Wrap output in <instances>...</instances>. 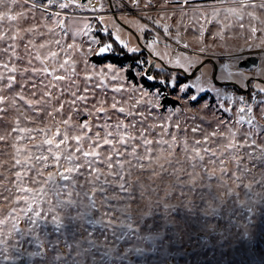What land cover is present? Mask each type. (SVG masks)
Here are the masks:
<instances>
[{
  "label": "snow or ice",
  "instance_id": "6c2138e0",
  "mask_svg": "<svg viewBox=\"0 0 264 264\" xmlns=\"http://www.w3.org/2000/svg\"><path fill=\"white\" fill-rule=\"evenodd\" d=\"M150 7L153 0H0V123L15 110L11 131L24 141L12 145L11 179L0 172L8 193L0 192V264H143L149 253L207 248L208 240L242 247L264 217V59L252 55H264V0H215L211 18L201 11L220 25L213 39L226 41L235 27L244 44L209 55L201 25L198 51L175 58L159 50V32L137 46L122 38L128 29L118 22L137 40L153 31L140 18L172 36ZM69 9L98 13L99 29L90 20L74 28L81 18ZM173 39L180 43L178 31ZM129 53L140 55L127 67L89 59ZM109 88L130 94L121 101ZM18 101L48 123L21 127V117L37 121ZM150 117L157 122L146 125ZM189 130L202 134L191 145Z\"/></svg>",
  "mask_w": 264,
  "mask_h": 264
},
{
  "label": "rangeland",
  "instance_id": "374dc122",
  "mask_svg": "<svg viewBox=\"0 0 264 264\" xmlns=\"http://www.w3.org/2000/svg\"><path fill=\"white\" fill-rule=\"evenodd\" d=\"M86 3L87 1H82ZM93 3H96V0H92ZM154 7H150L147 12L148 15H150L153 19L160 20L161 24H167L169 25V30L172 33V36H168L163 32V29L160 28L157 25H153L151 20H147L140 17L135 16H129L130 20H134L136 18H140L142 23L149 24L150 28L153 29L151 33H148L145 37H143L140 40L136 39V36L141 35L136 31V29L131 24H124L121 23V26L128 29L127 31H124L121 33L122 38L129 40L130 46H137L135 39L140 42L141 45H143L146 40H150L156 32H159L161 35V43L158 45L159 50L162 54H167L171 58H175L177 54L184 51L187 54H195L193 52V49H197L198 51V43H199V29L200 26L203 25L206 29L204 34V43L208 45L209 47V55H212L213 52H215L217 55L220 54L222 51L220 45L225 44L228 48H235L238 46H241L244 44L245 36L241 35V31L238 28H232L228 32L225 33L226 41H220L219 39H213V36L217 31L220 30V25L213 23H208L206 20L201 18V11L207 13L208 17L211 18V7L215 5V0H189V3L184 5L180 2V0H175L174 3H168L165 4L164 0H153ZM163 5V7H161ZM202 6V7H201ZM53 10H58L55 7H53ZM68 14H74L75 16L81 18L77 21L76 24L73 25V27H82L83 23L88 22V20L91 21V23L99 29V24H97L94 17L98 15V13H92L90 11H85L81 9H76L73 13L71 9L64 10ZM87 18V19H84ZM107 22V21H106ZM51 23V20L49 21ZM110 30L112 29V24L110 22H107ZM129 26L131 29H129ZM44 31V29H41ZM57 31H59L57 29ZM129 31H131L132 35L129 36ZM177 31L180 34V43L177 44L173 37L176 35ZM230 37V38H228ZM46 38V37H45ZM40 39L44 38H38V41ZM145 39V41H144ZM84 40H87V37H84ZM77 42L79 43L80 40L78 39ZM144 42V43H143ZM188 43L191 45V47L187 50L183 48V44ZM168 45V47H166ZM87 45L85 44V48ZM255 54L260 56L261 59H264V55H261L259 53V50H254ZM90 63H95L98 68L105 67L106 64H114L117 67H127L128 64L125 60H122L121 63L110 61L109 59H99L97 60L94 57H90ZM158 60V57H157ZM157 62V61H156ZM38 63V62H36ZM161 63H164L161 61ZM171 67V65H168V67ZM81 66L78 65L77 70L80 71ZM2 71V69H0ZM247 71V69H246ZM125 76L128 75L127 72L123 73ZM18 75V74H17ZM19 78V76H18ZM143 82V81H141ZM118 83H121V81H112L109 78V84L116 85ZM81 86H83V80L81 77ZM125 87H128V84H125ZM55 91V90H53ZM99 91V90H97ZM25 94L30 96L29 90L25 89ZM130 93H123V94H115L111 91V89H108V96L111 97L112 95H116V98L118 100H125L127 99L128 95ZM68 98V97H65ZM35 99V97H34ZM17 107L21 108V111H23L26 115H28L30 118H36L35 114L31 112V110L23 104V102L18 101ZM67 108V106H66ZM140 110H144L147 114L146 108L142 106ZM157 114L161 110H153ZM18 113L15 112V110L9 111V115L7 117L6 122L0 123V135H7L8 140L7 142L0 141V165H3L4 161H9L8 165H5L4 167H0V172L6 173L9 178L11 179V173L7 171V169L10 167L12 161V157L15 155V148L12 147L13 144H23L24 141H17L15 137L17 135H20L19 133H15L11 131V128L15 126L13 118L16 117ZM41 114V118H42ZM164 115H167V113H164ZM61 117H57V119H60ZM121 118L122 115H121ZM115 119V117L113 118ZM135 119V118H130ZM21 120V127H43L44 123H48V121H44V123L40 122V118H36V123H31L30 121H26L23 119V117L20 118ZM50 120V118H49ZM156 120H153L151 117L148 121H146L147 124H153L156 123ZM196 123H199V121H196ZM188 124L192 125L193 122L191 120L188 121ZM204 128H206L208 131H211V129L208 127L207 124L203 125ZM246 128L247 125H244ZM161 129L157 128L155 132L151 133L152 138H156V133L160 132ZM37 136V141L41 139L42 137L39 134L33 133ZM178 135H183L182 133ZM202 136L201 133H191L189 130L188 133V140L189 144L191 145L193 143L194 139H200ZM31 146V145H29ZM214 146V145H213ZM177 154H181V149L177 148ZM135 163V161H133ZM13 171H15L13 169ZM0 180H3V177L0 176ZM7 187H12L11 183H8ZM13 191H15L13 189ZM0 192H3V195H8L7 192H4L3 188H0ZM0 203H4L2 197H0ZM256 227L253 229V235L250 239L246 240L244 245L241 247L240 245H237L233 243L230 247L228 246H219L224 244L222 240H218L216 242V245H213L211 240L207 241V248H198L193 249L189 251H184L183 249L180 250H173L169 251L165 255H161L158 253H149V255L152 256V259L146 262H143V264H161V261H166V264H197V261H200L201 264H203L204 260L212 261L213 264L215 261L220 260V264H229V262H232V264H264V217L257 216L255 221ZM179 248V246H177ZM209 248L214 249L213 251H208ZM208 251L207 256H199L197 257L195 255L196 252H204ZM221 252H227L230 253L228 256H225L222 260L220 258Z\"/></svg>",
  "mask_w": 264,
  "mask_h": 264
},
{
  "label": "trees",
  "instance_id": "16d2710c",
  "mask_svg": "<svg viewBox=\"0 0 264 264\" xmlns=\"http://www.w3.org/2000/svg\"><path fill=\"white\" fill-rule=\"evenodd\" d=\"M113 39H114V37H113ZM144 41H145V39H144ZM135 42H136V44H140V42L137 41L136 39H135ZM133 55L139 56L140 54H131V53H129L128 54V57H126V58H122L120 56L113 57L110 54H105L106 59H109L110 61L117 62V63H121L122 60H125L128 65H130L131 63H133V61L131 59V57ZM94 58H96L97 60H99V58H97V57H94ZM156 61L161 63V61H159V58H158V60L156 59Z\"/></svg>",
  "mask_w": 264,
  "mask_h": 264
},
{
  "label": "water",
  "instance_id": "95a60500",
  "mask_svg": "<svg viewBox=\"0 0 264 264\" xmlns=\"http://www.w3.org/2000/svg\"><path fill=\"white\" fill-rule=\"evenodd\" d=\"M82 1H87V0H82ZM126 27H128L129 29H131L129 26H126ZM252 55H254V56H258V55L255 54V53H252ZM155 59H157V58H155ZM169 68H170V66H169Z\"/></svg>",
  "mask_w": 264,
  "mask_h": 264
}]
</instances>
